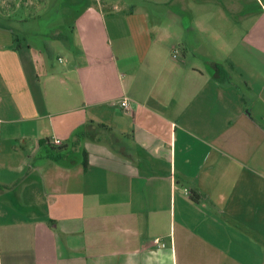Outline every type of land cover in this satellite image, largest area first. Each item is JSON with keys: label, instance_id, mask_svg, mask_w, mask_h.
<instances>
[{"label": "crops", "instance_id": "obj_1", "mask_svg": "<svg viewBox=\"0 0 264 264\" xmlns=\"http://www.w3.org/2000/svg\"><path fill=\"white\" fill-rule=\"evenodd\" d=\"M55 1L0 0V264H264L262 1L161 0L178 30L130 11L115 50L99 4L39 27Z\"/></svg>", "mask_w": 264, "mask_h": 264}, {"label": "rangeland", "instance_id": "obj_2", "mask_svg": "<svg viewBox=\"0 0 264 264\" xmlns=\"http://www.w3.org/2000/svg\"><path fill=\"white\" fill-rule=\"evenodd\" d=\"M264 4V0H261ZM246 2H252L251 0H240V4H244ZM101 5L105 21L108 25L110 38L113 42L114 50L117 46H122L124 48H130L132 43V37L129 34L128 26H127V19H126V13L132 11V12H144L147 17V22L150 27H153L155 25H166L168 28L172 29L173 32H176L178 30V24L176 23V18L169 17V12L167 11L168 6L162 4L161 0H84V8L88 5ZM80 5V4H78ZM252 6V5H249ZM248 5L246 6L245 11L249 10ZM79 7H77L76 4L72 6L70 2H65L64 0H56L53 4H48L45 10H43L42 15L40 16L42 18L41 21L37 19L39 22V27L42 29L45 28H56V27H64L68 24H70V17H68V14L70 12H73L76 14V11L79 10ZM115 7V8H114ZM29 8V9H28ZM27 8L28 12L32 11L31 6ZM3 10V9H2ZM173 11L177 12L176 5H172ZM6 11V8L4 7V10ZM115 18V19H114ZM113 21L115 24H113ZM185 24L190 21V19H183L182 20ZM240 21H242L240 19ZM64 35V34H63ZM226 35L228 37L229 35L227 33L222 34V36H212V35H202V41L208 42L205 49L208 51L210 55L215 57V59H223L224 53L226 51V47L223 46V42L221 39ZM66 37V36H65ZM190 40L193 36H186ZM189 40V41H190ZM172 44H177V38L174 34L172 37ZM64 44V40L62 42ZM62 43H60L62 45ZM63 47V48H62ZM178 49V48H177ZM57 55L61 57V61L54 59L52 60V63L56 67L63 66L67 59L69 54L72 55L73 52H68L64 50V46H59ZM48 54V52H46ZM178 55V54H177ZM118 56L121 59V55L118 52ZM182 58V55H178V57ZM74 56H72V59Z\"/></svg>", "mask_w": 264, "mask_h": 264}, {"label": "trees", "instance_id": "obj_3", "mask_svg": "<svg viewBox=\"0 0 264 264\" xmlns=\"http://www.w3.org/2000/svg\"><path fill=\"white\" fill-rule=\"evenodd\" d=\"M223 73V72H222ZM99 127L93 126L91 122L84 123L83 125L78 126L71 133V139L76 143L85 140H93L97 135ZM69 148V150H68ZM49 153L42 156V159H50L56 162H60L61 158L70 151V146L60 145L57 147L49 146ZM82 153V164L85 167L87 163V153L85 150H81ZM192 198H197L198 194L192 191Z\"/></svg>", "mask_w": 264, "mask_h": 264}, {"label": "built area", "instance_id": "obj_4", "mask_svg": "<svg viewBox=\"0 0 264 264\" xmlns=\"http://www.w3.org/2000/svg\"><path fill=\"white\" fill-rule=\"evenodd\" d=\"M178 53H179V50L174 49L173 52H172V57H173V58H176ZM120 106H121V107H124V108H128V101H127L126 99L123 100V101H121V102H120ZM56 143L58 144L59 141L57 140Z\"/></svg>", "mask_w": 264, "mask_h": 264}]
</instances>
